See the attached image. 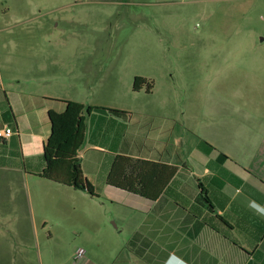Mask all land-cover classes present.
Listing matches in <instances>:
<instances>
[{"label":"crops","instance_id":"0c3cea01","mask_svg":"<svg viewBox=\"0 0 264 264\" xmlns=\"http://www.w3.org/2000/svg\"><path fill=\"white\" fill-rule=\"evenodd\" d=\"M206 68L200 76L207 90L192 89L202 100L196 112L194 104L175 111L179 105L170 96L167 102L152 100L158 82L145 77L154 87L135 91L148 95L136 109L83 115L79 157L84 174L99 197L127 207L135 224L132 238L110 240V255H85L73 264H264V96L254 89L252 72L230 65ZM66 69L54 64L46 74V66H40L38 76L26 78L35 89L25 90L18 86L24 80L18 67L4 74L0 60V129L15 130L0 140V169L9 182L24 173L58 192L73 188L39 175L44 145L53 133L50 110L65 111V100L103 105L58 95L56 88L66 85ZM165 83L176 93L172 81ZM117 155L178 171L152 200L106 182ZM60 170L70 178L69 166L57 164ZM17 262L35 264L29 256Z\"/></svg>","mask_w":264,"mask_h":264},{"label":"rangeland","instance_id":"374dc122","mask_svg":"<svg viewBox=\"0 0 264 264\" xmlns=\"http://www.w3.org/2000/svg\"><path fill=\"white\" fill-rule=\"evenodd\" d=\"M0 60L4 74L18 67L25 90L35 89L26 78L38 76L40 66L50 74L54 64L65 65L58 95L112 109L144 103L148 95L133 89L142 76L158 82L152 100L170 96L175 111L194 104L196 112L202 100L192 89L207 90L200 76L206 66L252 72L262 98L264 0H0ZM4 173L5 264L26 256L35 264H73L80 247L86 256H108L110 240L133 237L134 215L124 205L73 188L58 192L24 173L9 182Z\"/></svg>","mask_w":264,"mask_h":264},{"label":"trees","instance_id":"16d2710c","mask_svg":"<svg viewBox=\"0 0 264 264\" xmlns=\"http://www.w3.org/2000/svg\"><path fill=\"white\" fill-rule=\"evenodd\" d=\"M153 87V80L149 81L142 76H136L134 79V91L145 88L147 92H151ZM64 102H66L65 111L50 110L53 133L44 145L45 166L39 175L75 189L86 191L90 195L100 196L96 193L94 185L85 176L79 157V152L85 143L86 123L83 115L92 111L118 110L104 106L86 105L74 100H65ZM222 157L227 158L224 153H222ZM57 164L63 168L66 165L70 167L71 176L69 179L64 178L66 174L63 170H60L59 174L57 173ZM177 171V166L117 155L107 175L106 182L156 200Z\"/></svg>","mask_w":264,"mask_h":264},{"label":"built area","instance_id":"2783aa9c","mask_svg":"<svg viewBox=\"0 0 264 264\" xmlns=\"http://www.w3.org/2000/svg\"><path fill=\"white\" fill-rule=\"evenodd\" d=\"M15 133V130H13L12 127H4L0 129V139H7L11 137ZM86 255V250L84 248H78L75 251L74 258L75 259H80Z\"/></svg>","mask_w":264,"mask_h":264},{"label":"clouds","instance_id":"9594fccd","mask_svg":"<svg viewBox=\"0 0 264 264\" xmlns=\"http://www.w3.org/2000/svg\"><path fill=\"white\" fill-rule=\"evenodd\" d=\"M169 261L166 262V264H168Z\"/></svg>","mask_w":264,"mask_h":264}]
</instances>
